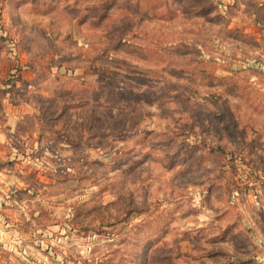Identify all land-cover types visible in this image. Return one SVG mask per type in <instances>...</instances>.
Wrapping results in <instances>:
<instances>
[{
  "label": "rangeland",
  "instance_id": "rangeland-1",
  "mask_svg": "<svg viewBox=\"0 0 264 264\" xmlns=\"http://www.w3.org/2000/svg\"><path fill=\"white\" fill-rule=\"evenodd\" d=\"M264 264V0H0V264Z\"/></svg>",
  "mask_w": 264,
  "mask_h": 264
},
{
  "label": "crops",
  "instance_id": "crops-1",
  "mask_svg": "<svg viewBox=\"0 0 264 264\" xmlns=\"http://www.w3.org/2000/svg\"><path fill=\"white\" fill-rule=\"evenodd\" d=\"M259 262H260V261H258V262L256 261V263H254V264H258Z\"/></svg>",
  "mask_w": 264,
  "mask_h": 264
}]
</instances>
